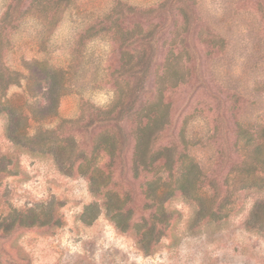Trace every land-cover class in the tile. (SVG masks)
Segmentation results:
<instances>
[{
	"label": "rangeland",
	"instance_id": "obj_1",
	"mask_svg": "<svg viewBox=\"0 0 264 264\" xmlns=\"http://www.w3.org/2000/svg\"><path fill=\"white\" fill-rule=\"evenodd\" d=\"M0 264H264V0H0Z\"/></svg>",
	"mask_w": 264,
	"mask_h": 264
}]
</instances>
